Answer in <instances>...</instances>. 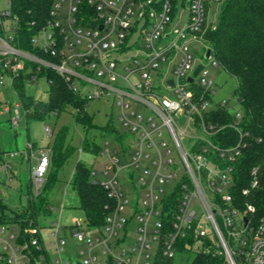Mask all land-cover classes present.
<instances>
[{"label": "built area", "instance_id": "2783aa9c", "mask_svg": "<svg viewBox=\"0 0 264 264\" xmlns=\"http://www.w3.org/2000/svg\"><path fill=\"white\" fill-rule=\"evenodd\" d=\"M208 4L209 0H189L186 24L178 28L173 24L170 0L160 5L158 0H52L49 17L36 25L30 40L37 51L52 58L47 60L16 46L19 20L12 13V0H7L8 9L0 12V69L9 74L11 84L27 63L36 65L37 72L51 68L81 95L79 85L92 88L89 98L114 96L122 109L120 122L134 137L135 149L128 159L121 161L107 142L102 150L107 161L103 179L95 182L112 199L104 225L91 227L83 218L67 226L60 221L52 223L50 245L55 250L62 251L71 237L83 256L78 262L83 264H103L104 257L106 264H156L159 254L175 260L178 240L191 237L192 244L187 247L194 254L223 255L224 264H264V214L255 227L250 226L246 211L253 213L254 207L247 204L245 211L239 210L229 192L231 163L244 145L224 148L210 139L219 128L206 124L204 116L226 104L210 105L215 82L204 64L189 82L200 65L195 63L192 45L202 40L209 27ZM141 40L147 46L145 56L127 59L129 65L117 72L121 62L115 55L137 49ZM206 54L209 59L211 54ZM169 70L172 76H167ZM132 75H137L136 83L130 81ZM119 79L125 83L122 87L115 85ZM35 80L33 76L32 82ZM130 102L142 110L131 108ZM180 116L187 119L184 129L176 123ZM235 117L238 122L242 115ZM18 123L17 114L12 124ZM164 128L171 141L163 138ZM186 137L193 139L189 148L184 145ZM171 142L179 152L183 171L175 168ZM50 152V147L40 151L37 159L33 172L37 193L50 166ZM252 173L256 174V169ZM179 182L178 212L172 231L162 239L163 200ZM257 184L255 179L251 188ZM138 188L147 189V193L143 209L134 207L136 240L126 249L128 195ZM249 191L247 188L243 194ZM41 228L30 225L20 233L15 223H0V264H31L32 248L41 251L34 257L35 264H53ZM26 234L29 240H25ZM54 264L72 262L59 257Z\"/></svg>", "mask_w": 264, "mask_h": 264}, {"label": "trees", "instance_id": "16d2710c", "mask_svg": "<svg viewBox=\"0 0 264 264\" xmlns=\"http://www.w3.org/2000/svg\"><path fill=\"white\" fill-rule=\"evenodd\" d=\"M165 0H158V5ZM220 5L217 24L209 26L202 36L206 46L205 53L211 50L216 64L225 70L230 76L236 78L235 91L237 102L242 107V118L237 122L236 117L230 114L225 107H216L204 116L208 125H217L219 130L210 139L221 147H232L242 143L240 156L231 163L233 166L232 184L229 192L233 198V206L245 211V206L250 204L254 212L246 211L250 226H256L264 214V0H212ZM173 6V17L177 11L178 0H170ZM52 0H12V13L19 20L16 46L22 50L40 55L47 60L52 58L37 51L31 44V36L35 32L36 25L43 23L49 17V9ZM209 8V4L207 5ZM44 77L49 84V97L46 101L36 100L33 95L25 91V87L32 82V77ZM13 89L16 92L20 104L28 109L33 118L44 120L48 114H59L68 108L75 111V119L87 135L96 126L93 117L88 112L89 100L75 91L70 83L51 68H43L36 71V65L27 63L25 70L14 79ZM106 134L118 136L112 126H107ZM64 130L53 140V158L48 177L38 193L31 191L28 201L20 210H12L0 200V223H15L20 233L31 226H39L42 218L52 214V205L48 196L56 181L57 167L61 166L69 155L64 151ZM90 143V144H89ZM103 148L95 143L91 136L85 140L82 152L94 155L102 153ZM56 168V169H55ZM48 169V172H49ZM256 169V174L252 171ZM47 172V173H48ZM93 170L83 162H77L75 173L70 182L79 198L78 209L83 219L91 227L101 228L112 199L100 184L91 180ZM257 186L251 188L254 180ZM183 181L187 182L184 178ZM181 182L175 186V190L164 198L162 210L161 237L169 235L172 231V223L178 212L179 198L181 197ZM249 188L248 194L243 190ZM167 199V200H166ZM220 222V221H218ZM224 233V230H223ZM25 240L30 236L25 235ZM192 244L191 237L178 240L177 251L191 252L187 247ZM33 258L31 264H35L41 251L31 249ZM156 264H174V259H165L158 255ZM190 264H224V256L216 253H196Z\"/></svg>", "mask_w": 264, "mask_h": 264}, {"label": "rangeland", "instance_id": "374dc122", "mask_svg": "<svg viewBox=\"0 0 264 264\" xmlns=\"http://www.w3.org/2000/svg\"><path fill=\"white\" fill-rule=\"evenodd\" d=\"M210 12L207 17L208 26H215L219 18L220 5L216 1H210ZM177 11L174 17L173 24L178 28L185 26L189 14V0H178ZM7 0H0V12L7 10ZM9 24V23H7ZM206 44L202 40L193 43L192 51L195 57L196 64H204L208 75L214 79V94L211 97L210 105H216L224 102L228 112L234 116L242 114L241 105L237 102L235 94L237 88L236 78L230 76L225 70L216 65L214 54L207 59L205 57ZM208 47V46H207ZM147 53V46L141 40L137 49H131L122 54L115 55L119 64L117 72H123L124 67L129 65L126 61L132 57H144ZM126 61V62H125ZM167 76H172L171 70ZM132 83L137 82V75H132L130 78ZM198 81V79H196ZM116 86L122 87L125 85L120 79L115 83ZM197 86V85H195ZM191 88L192 85H187ZM82 89V95L89 100L88 112L93 117V123L96 128L92 129L89 135L86 134L82 126L75 119V111L68 108L59 114L50 113L47 117L37 119L30 117V111L21 106L18 96L13 89L9 74L0 69V200L3 201L10 209L20 210L27 204L29 193L36 192V182L33 178V172L37 166V159L40 151L51 148L49 153L50 162H52L53 140L64 130V151H69V155L61 166L57 167L55 173V183L48 196V200L52 205V214L41 220V238L44 246L49 254L50 260L54 261L59 257L64 260H69L72 264H76L82 259L79 247L74 240L69 237L66 244L63 245L62 251H57L50 245L51 224L57 222H65L71 220L75 216L81 217L82 213L78 210L79 198L77 192L72 188L70 182L75 173L77 162H83L88 167H91L96 172L95 176L91 177L92 181H101L103 179L102 171L107 161V156L99 153L94 155L88 152L80 151L87 137L94 138L95 143L104 149L107 142L108 148L115 149L118 152V157L123 159L130 158L134 152V137L120 122L122 109L116 104L114 96L108 95L101 98H89L92 93V88L86 85H79ZM25 91L29 95H33L36 100L46 101L49 97V84L44 77H39L25 87ZM17 105H20L17 107ZM137 111L142 110L133 102L129 105ZM18 114L19 123L13 125V118ZM187 119L183 116L176 117L177 125L184 129ZM112 126L116 135L106 134L104 130L107 126ZM50 129L53 133V139L48 133ZM188 131V130H187ZM188 133H191L189 128ZM163 138L171 141L169 132L166 128L163 129ZM193 139L185 138L184 145L189 148ZM90 144V143H89ZM124 149V150H123ZM172 158L174 159L175 168L182 169L183 163L179 156L178 150L171 142ZM123 150V151H122ZM123 152V153H122ZM15 154V155H14ZM49 172L44 176L48 177ZM137 169L131 172H137ZM138 173V172H137ZM180 174V173H179ZM169 188V187H166ZM147 189L138 188L135 193L128 195L129 203L126 207V217L129 220L127 226V235L124 242L126 249L130 248L136 240L137 220L133 217L134 207L143 209V200L146 198ZM199 216L201 210L196 207ZM15 237L18 233L14 234ZM193 252L182 253L177 251L174 264H190L194 257ZM103 264H106V258H102Z\"/></svg>", "mask_w": 264, "mask_h": 264}, {"label": "water", "instance_id": "95a60500", "mask_svg": "<svg viewBox=\"0 0 264 264\" xmlns=\"http://www.w3.org/2000/svg\"><path fill=\"white\" fill-rule=\"evenodd\" d=\"M210 54H211V50H208L207 51V57H209L210 56ZM203 68V65L202 64H200V65H198L197 67H196V69H195V71H194V73H193V77H190L189 78V82H193V80H194V77H196L197 75H198V73H199V71L201 70ZM169 83L170 84H173V81L172 80H170L169 81ZM245 222H247V219L245 218ZM77 264H83L82 262H78Z\"/></svg>", "mask_w": 264, "mask_h": 264}, {"label": "crops", "instance_id": "0c3cea01", "mask_svg": "<svg viewBox=\"0 0 264 264\" xmlns=\"http://www.w3.org/2000/svg\"><path fill=\"white\" fill-rule=\"evenodd\" d=\"M209 4H210V3H209ZM210 6H211V5H209V8H208V14H209V12H210ZM207 17H208V15H207ZM29 116L32 117V114L30 113ZM49 130H50V129H49ZM50 131H51V130H50ZM50 134H51L50 137L53 139V133H52V131L50 132ZM77 211H79V212L81 213V211H80L79 209H78ZM77 218H83V217H82V215H81V217H78V216L76 217V216H75L74 218H71V220H66L65 222H61V223H63L64 225L67 226V225H70L71 223H73V221H74L75 219H77Z\"/></svg>", "mask_w": 264, "mask_h": 264}]
</instances>
